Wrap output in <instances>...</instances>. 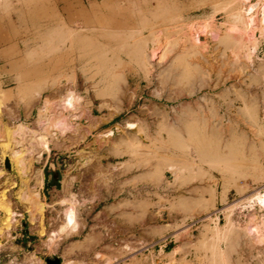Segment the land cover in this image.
I'll return each instance as SVG.
<instances>
[{
  "label": "rangeland",
  "instance_id": "rangeland-1",
  "mask_svg": "<svg viewBox=\"0 0 264 264\" xmlns=\"http://www.w3.org/2000/svg\"><path fill=\"white\" fill-rule=\"evenodd\" d=\"M261 3L0 0V198L22 215L0 237V264L36 250L43 264H264V209L250 203L264 193V25L245 32L236 16L259 17ZM68 90L88 116L16 169L18 130L42 132L41 108ZM72 179L96 200L81 209L86 228L49 254L34 225L56 227Z\"/></svg>",
  "mask_w": 264,
  "mask_h": 264
},
{
  "label": "bare ground",
  "instance_id": "bare-ground-1",
  "mask_svg": "<svg viewBox=\"0 0 264 264\" xmlns=\"http://www.w3.org/2000/svg\"><path fill=\"white\" fill-rule=\"evenodd\" d=\"M253 8H254V6H251L250 8H243L240 10L239 14L238 13L236 14V16H238V18H237V20L239 21L238 23H241L243 25V29L245 30V32L246 31L248 32L249 30H251V28L254 24V20H257L261 25H264V0H262V3H261L260 16L259 17H257V16L255 17L253 15ZM3 91L4 90H1V88H0V116L2 115L1 105L5 101L4 100L5 99V95H4L5 93ZM77 93H79V92H77ZM77 93H75L73 90H68L66 95L61 100H59L58 102H51L50 100H48L49 102L47 101L48 103H46L45 106L43 105L44 107L42 106L43 107V108H41L42 118H41V120L37 121L38 125L42 128V132L37 131V130H32L33 128L30 129L27 126L20 128L18 130V137L17 138H18L19 142H21V144L19 143L20 144L19 147L22 146V148H24V149L15 150L12 154V157H11L12 162H13L12 164L16 169H19L20 166L27 165V164H29V166L31 168V167H33L34 162H40L45 155L51 154V152H52L51 145L53 142L52 138H54L58 134L63 135L67 130L72 128L71 127V126H73L72 120H74V119L76 120V118H78V116L75 114L82 113L81 116H83V115L88 116L87 114H85V112L83 111V107H82V102L84 100V97L80 94H77ZM67 114H69V115H67ZM0 124H1V122H0ZM97 126H98V124H97ZM128 126L131 127V129L133 128L132 124H128ZM86 130H88V129H86ZM70 131H67V132H70ZM82 133L83 132H81V135L84 134V133L83 134ZM113 133L114 132L112 130V134ZM26 136H29L30 139L29 138L26 139L27 138ZM79 141H80V139H79ZM8 143H9V141H8ZM26 143L28 144V146H27L28 148H25ZM58 145H60V144H58ZM64 145H65V143H64ZM8 146H9V144L6 146V148ZM60 146H58V147L60 148ZM64 148H66V147H64ZM69 149H71V148H69ZM61 150H62V148H61ZM93 160H94L93 158H90L88 160L87 164H89ZM1 170H0V175H1ZM2 173H4V172H2ZM34 175H35L36 179H38V187L43 188L45 175H43L42 170L34 171ZM105 176L107 177V174H105V172L100 171V173L97 174L95 181L97 183L102 182V181L104 182L105 178H106ZM73 180L74 179L69 180V181L64 180L63 192H62L63 195H62V197H60L59 201L56 204V205L61 207L62 219L58 222L56 227L54 229H52L49 233H47V232H45L44 229H41L42 225L40 227H38L39 229L36 227V225H34V228L38 230V232L41 234V236L46 237V240H44V242H43V246L48 250L47 253H49V254H56L58 252L60 245L62 244V242L64 240H66V238L75 236L78 233H80V231H82L84 228H86L87 223H86L85 219L82 217L81 209L89 203H91V204L95 203V200H96L97 194L96 195L94 194L92 196L90 195L91 197L87 198V197H84L81 195H76L75 193L71 192V186L73 185ZM103 182H102V184H103ZM26 185L28 186L27 183H26ZM31 191H32V189H31ZM31 191L28 192V194L31 198H34L35 196L40 195L39 191H36L34 193ZM93 191H95V190H93ZM261 193L257 194L254 197V199H252V201L250 203H254L255 201H257V203L260 205V207L264 209V193L263 194H261ZM0 211H3L5 214V218L3 221V227L0 228V237L2 236L4 238L8 239L11 236V231L20 223V220L18 218L22 217V215L20 216L13 209H11L9 204L4 200L3 197L0 198ZM41 219H42V214L40 213L36 216V221L41 220ZM36 233H37V231H36ZM127 244H128L127 246H121V249L126 251L127 253L136 252V248L131 247L132 245L135 244V242H129ZM3 246L4 245H2L0 242V251L3 248ZM220 253H222V252H220ZM224 261H225V259H224ZM43 262L44 261L38 256V253L36 250V252H33L29 255L28 260L26 261V264H43Z\"/></svg>",
  "mask_w": 264,
  "mask_h": 264
},
{
  "label": "water",
  "instance_id": "water-1",
  "mask_svg": "<svg viewBox=\"0 0 264 264\" xmlns=\"http://www.w3.org/2000/svg\"><path fill=\"white\" fill-rule=\"evenodd\" d=\"M45 264H63L60 257L47 258Z\"/></svg>",
  "mask_w": 264,
  "mask_h": 264
},
{
  "label": "trees",
  "instance_id": "trees-1",
  "mask_svg": "<svg viewBox=\"0 0 264 264\" xmlns=\"http://www.w3.org/2000/svg\"><path fill=\"white\" fill-rule=\"evenodd\" d=\"M56 187H58V184H56Z\"/></svg>",
  "mask_w": 264,
  "mask_h": 264
}]
</instances>
